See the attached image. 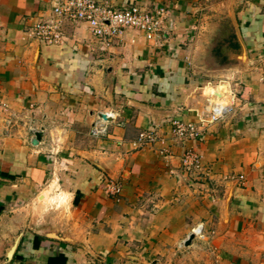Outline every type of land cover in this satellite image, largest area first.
Segmentation results:
<instances>
[{
	"label": "crops",
	"instance_id": "0c3cea01",
	"mask_svg": "<svg viewBox=\"0 0 264 264\" xmlns=\"http://www.w3.org/2000/svg\"><path fill=\"white\" fill-rule=\"evenodd\" d=\"M101 1L164 8V41L126 31L102 50L65 22L48 45L31 27L51 0H0V264H264V0ZM233 81L231 114L172 136Z\"/></svg>",
	"mask_w": 264,
	"mask_h": 264
},
{
	"label": "built area",
	"instance_id": "2783aa9c",
	"mask_svg": "<svg viewBox=\"0 0 264 264\" xmlns=\"http://www.w3.org/2000/svg\"><path fill=\"white\" fill-rule=\"evenodd\" d=\"M167 17L168 11L164 8L150 11L141 6L130 5L119 9L101 0H51L50 17L34 23L31 27V35L48 45H58L65 38L64 23L71 22L85 24L102 50L126 31L139 32L147 41L160 43L164 41ZM238 92L237 83L222 91L220 98L215 92L199 113L198 122L173 120L171 122L172 136L178 140L197 138L200 135L198 125L216 123L232 113ZM102 134H104V128L96 123L91 129V135ZM155 141L156 135L152 131L141 133L138 138L141 144H154ZM192 162V155L185 154L183 164L188 170L193 167ZM104 191L108 195L118 197L121 193V185L110 179L104 184Z\"/></svg>",
	"mask_w": 264,
	"mask_h": 264
},
{
	"label": "rangeland",
	"instance_id": "374dc122",
	"mask_svg": "<svg viewBox=\"0 0 264 264\" xmlns=\"http://www.w3.org/2000/svg\"><path fill=\"white\" fill-rule=\"evenodd\" d=\"M233 82H232V84H235V82L234 83ZM215 85H218V83L215 84ZM54 188H55V185L52 183L51 185H49L48 191H52ZM42 196L40 198H42ZM44 196L47 199V195H44ZM161 263L162 264H203V262L200 261V259H198V256H196V255H187L186 253L184 255L179 253V254H177L175 256H170V255L168 256V254H167V255L163 256V258L161 260Z\"/></svg>",
	"mask_w": 264,
	"mask_h": 264
},
{
	"label": "water",
	"instance_id": "95a60500",
	"mask_svg": "<svg viewBox=\"0 0 264 264\" xmlns=\"http://www.w3.org/2000/svg\"><path fill=\"white\" fill-rule=\"evenodd\" d=\"M102 118H103V119H106L105 116H102ZM40 137H41V133H40V132H36V133L34 134V140H33L32 144H33V145L37 144V142L40 140ZM193 238H194V235H190V236L188 237V239L184 242V246H186V247L189 246V245L191 244V241H192ZM14 250H15V246H13V247L10 249V251L8 252V257H9L10 259H11V257H12V254H13Z\"/></svg>",
	"mask_w": 264,
	"mask_h": 264
}]
</instances>
